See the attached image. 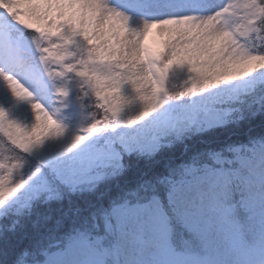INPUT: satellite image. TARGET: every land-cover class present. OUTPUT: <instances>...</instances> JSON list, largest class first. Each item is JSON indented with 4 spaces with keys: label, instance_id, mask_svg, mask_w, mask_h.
I'll return each mask as SVG.
<instances>
[{
    "label": "snow or ice",
    "instance_id": "1",
    "mask_svg": "<svg viewBox=\"0 0 264 264\" xmlns=\"http://www.w3.org/2000/svg\"><path fill=\"white\" fill-rule=\"evenodd\" d=\"M0 264H264V0H0Z\"/></svg>",
    "mask_w": 264,
    "mask_h": 264
},
{
    "label": "rangeland",
    "instance_id": "2",
    "mask_svg": "<svg viewBox=\"0 0 264 264\" xmlns=\"http://www.w3.org/2000/svg\"><path fill=\"white\" fill-rule=\"evenodd\" d=\"M148 39H149L150 43H154L155 40H156V37L155 36H150Z\"/></svg>",
    "mask_w": 264,
    "mask_h": 264
}]
</instances>
